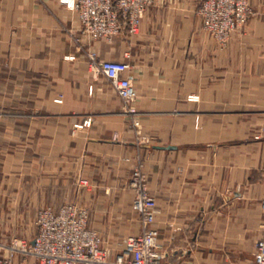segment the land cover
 I'll return each instance as SVG.
<instances>
[{
    "label": "crops",
    "instance_id": "1",
    "mask_svg": "<svg viewBox=\"0 0 264 264\" xmlns=\"http://www.w3.org/2000/svg\"><path fill=\"white\" fill-rule=\"evenodd\" d=\"M200 2L157 0L137 32L92 40L60 0H0V90L9 111L32 102L44 114L0 120L15 146L0 157L9 239L33 240L38 208L73 202L115 254L140 229L129 180L141 164L167 261L254 247L264 223V0H248L246 26L225 45L204 29ZM91 52L127 64L134 123Z\"/></svg>",
    "mask_w": 264,
    "mask_h": 264
},
{
    "label": "built area",
    "instance_id": "2",
    "mask_svg": "<svg viewBox=\"0 0 264 264\" xmlns=\"http://www.w3.org/2000/svg\"><path fill=\"white\" fill-rule=\"evenodd\" d=\"M156 1L60 0L67 8L76 10L79 32L92 40H110L124 31L137 32L145 12ZM251 12L248 0H201L198 7L204 29L221 45L227 44L235 31L244 29ZM88 56L96 72L110 82L124 112L134 123L138 116L136 93L131 79L125 76L127 64L100 60L94 52ZM84 124L89 125L90 119ZM129 184L133 191L131 208L139 219L140 229L124 238L120 251L112 254L103 246L101 234L88 226L87 209L71 202L57 210L51 206L39 208L33 240L13 238L7 245L0 244L7 250L6 255L0 254V264H172L159 241L155 225L157 202L148 189L141 164L132 170ZM260 205L264 212V198ZM250 264H264V223Z\"/></svg>",
    "mask_w": 264,
    "mask_h": 264
},
{
    "label": "rangeland",
    "instance_id": "3",
    "mask_svg": "<svg viewBox=\"0 0 264 264\" xmlns=\"http://www.w3.org/2000/svg\"><path fill=\"white\" fill-rule=\"evenodd\" d=\"M10 99H11V97H8L7 91L0 90V120H5V121L10 120L11 121L14 119L15 120L31 119V120L35 121V120H39L40 118L43 117L44 114L40 113V111H37V108H35L34 103H32V102H31V105H29V107L26 108V109H29V111H27V112H21L18 110L9 111V108L11 106H13V104H14L13 98L11 100ZM16 101H17L16 106H18L19 105L18 100H16ZM5 133H6V129L0 128V157L1 158L3 157V155H2L3 153L8 152L7 149L9 147H11V148L15 147V146L8 145V143L2 139L3 134H5ZM19 147H21V146H18V148ZM1 170H3L2 169V162H0V174H3V173H1ZM80 183H82V179L80 180ZM0 199H2L1 196H0ZM66 203H71V202H66ZM75 204H77V203H75ZM77 205H79V204H77ZM79 206H81V205H79ZM81 207L86 208L85 206H81ZM37 210H36V213H37ZM1 211L2 210L0 209V213H2ZM87 211H88V209H87ZM5 212L8 215H9V213H11L10 210H5ZM35 220H36V216H35ZM12 227L13 226H10V225H1L0 226V232H8L7 233L8 235H6V238H3V235H0V244L7 245L10 243L11 239H9L10 238L9 233H11L10 231H11ZM245 245H246L245 249H240L237 251V253H236V251L233 252L234 256H232V254H230L228 256L226 254V252L223 250L220 252H215L212 255L207 254L206 256H204V255L191 256L188 254H184V255L179 254V255L173 257V259H171L170 262L172 264H232V263L233 264H250L252 259H253V251L255 248V244H254L253 248H251V246L253 245L252 242H245ZM4 249L5 248H3L2 250L0 249L1 255L4 253ZM196 252H198V251H196ZM222 254H224V256H221Z\"/></svg>",
    "mask_w": 264,
    "mask_h": 264
},
{
    "label": "water",
    "instance_id": "4",
    "mask_svg": "<svg viewBox=\"0 0 264 264\" xmlns=\"http://www.w3.org/2000/svg\"><path fill=\"white\" fill-rule=\"evenodd\" d=\"M148 146V145H147Z\"/></svg>",
    "mask_w": 264,
    "mask_h": 264
}]
</instances>
